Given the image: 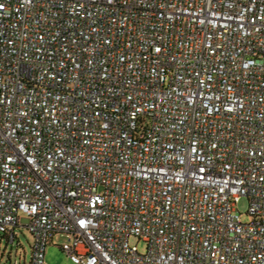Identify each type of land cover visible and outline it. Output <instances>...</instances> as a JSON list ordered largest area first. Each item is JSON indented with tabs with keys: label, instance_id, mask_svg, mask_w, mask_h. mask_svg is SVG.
<instances>
[{
	"label": "built area",
	"instance_id": "2783aa9c",
	"mask_svg": "<svg viewBox=\"0 0 264 264\" xmlns=\"http://www.w3.org/2000/svg\"><path fill=\"white\" fill-rule=\"evenodd\" d=\"M18 227L25 264L58 233L78 264H264V0H0Z\"/></svg>",
	"mask_w": 264,
	"mask_h": 264
},
{
	"label": "rangeland",
	"instance_id": "374dc122",
	"mask_svg": "<svg viewBox=\"0 0 264 264\" xmlns=\"http://www.w3.org/2000/svg\"><path fill=\"white\" fill-rule=\"evenodd\" d=\"M239 211L242 213L241 218L243 221L248 222L251 220V215L248 213L249 199L248 197H242L238 203ZM18 238L15 242L1 240L0 238V264H15V260H20L22 257V264L24 263V251L26 256V262L28 263L31 257V242L32 237L24 227H18ZM68 238L60 233L56 234L52 241L49 242L46 250V262L47 264H78L75 263L70 256L61 248ZM18 242L21 245H18ZM132 243H137L140 250H146V242L139 239L136 236L131 238Z\"/></svg>",
	"mask_w": 264,
	"mask_h": 264
}]
</instances>
